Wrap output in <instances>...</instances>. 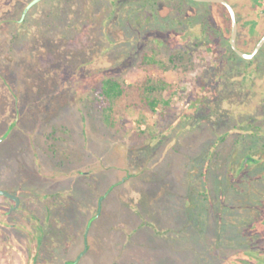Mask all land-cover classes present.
I'll list each match as a JSON object with an SVG mask.
<instances>
[{"label":"rangeland","instance_id":"1","mask_svg":"<svg viewBox=\"0 0 264 264\" xmlns=\"http://www.w3.org/2000/svg\"><path fill=\"white\" fill-rule=\"evenodd\" d=\"M33 1L0 0V137L19 115L0 189L26 203L0 195V264H264V109L216 80L229 46L206 12L224 8L41 0L24 15ZM108 79L126 91L113 126Z\"/></svg>","mask_w":264,"mask_h":264},{"label":"trees","instance_id":"2","mask_svg":"<svg viewBox=\"0 0 264 264\" xmlns=\"http://www.w3.org/2000/svg\"><path fill=\"white\" fill-rule=\"evenodd\" d=\"M220 5L224 8V10L217 12L213 11L211 12V15L214 18V20L217 21L220 25L219 29L222 32V39L220 40V42L222 44H227L229 46V50L224 54H221L223 56L226 55L228 57H224L225 59L218 61L222 69L220 72H218L216 80L218 79L224 80V82L226 83V87H228V89L231 88L232 85L236 86L237 85L236 82H238L241 85V88L242 87L244 89L246 88V92L249 91L250 94L254 93L257 97L256 101L259 104L257 105L258 111L259 110L261 111V109L262 110L264 109V47L255 58L251 60L246 59V63L244 66L234 64V62H236L235 57L239 55L233 50L231 46L232 26H233L232 17L229 10L224 5L222 4ZM20 13L22 14V11ZM6 24L7 26L9 25L8 23ZM260 40L261 37L256 39L254 41V44L251 45L249 51H247V53L249 54L252 53L255 50ZM216 47L217 46L213 45L212 49L214 50ZM234 66L236 68L240 67L241 72L239 74ZM227 72H231V76L229 78L224 79V76ZM98 82L99 80L93 83L92 85L83 88L82 90L80 89L79 96H83L86 92L90 93L91 91H97L96 85ZM8 89L10 90V88ZM125 92H126L125 88L122 86V84L115 79L105 80L102 86V90L99 92L98 100L102 105V109L104 111L106 121L111 126L114 125L111 112L114 110L115 104L120 99H122ZM158 105H160V102L158 101H153L151 103V107L153 109H155V107ZM260 118L262 117H259V119ZM15 131L16 130H14L11 133V135Z\"/></svg>","mask_w":264,"mask_h":264},{"label":"flooded vegetation","instance_id":"3","mask_svg":"<svg viewBox=\"0 0 264 264\" xmlns=\"http://www.w3.org/2000/svg\"><path fill=\"white\" fill-rule=\"evenodd\" d=\"M225 1H227L235 9V12H236L238 25H239L237 46L240 50L247 53V51H249L251 45L254 44V43L253 44L250 43L251 39L253 38L252 35L256 36L255 40L260 38V37L262 39L264 36V34H263L264 33V0H237L238 3L235 5L232 4L233 0H225ZM218 4H220V3H218ZM241 11H244V13L246 14V19L242 15ZM210 12H212V11L208 10L206 12V14H209ZM258 32H259V34H258ZM255 33H257V35ZM239 41H246L247 45L245 44V46L243 48H241L238 44ZM248 43H250V44L248 45ZM247 160L252 161L253 158L251 156H247ZM29 203H31V202H29ZM21 207L26 208V203H24L23 197H22V199L20 198V205L15 210H19ZM42 209H44L46 212V206L43 207ZM33 216H34V212L32 211L30 219H32ZM36 236H37V238H35L33 236L36 239V243H37V240L40 241V243H42V241H43L42 236L41 235H36Z\"/></svg>","mask_w":264,"mask_h":264},{"label":"water","instance_id":"4","mask_svg":"<svg viewBox=\"0 0 264 264\" xmlns=\"http://www.w3.org/2000/svg\"><path fill=\"white\" fill-rule=\"evenodd\" d=\"M41 0H34L33 2H31L28 7L26 8L24 15L30 10V8H32L35 4H37L38 2H40ZM196 1H200V2H213V3H220L223 4L224 6H226V8L229 10L231 17H232V37H231V46L233 48V50L242 58L251 60L253 58H255L258 53L261 51V49L264 47V36L263 38L259 41V43L257 44L255 50L252 53H245L242 50H240L237 46V39H238V32H239V25H238V20H237V16H236V12L235 9L225 0H196ZM19 121V115L18 118L15 120V122L11 125V127L8 129V131L2 136L0 137V144H2L11 134V132L13 131V129L16 127L17 123ZM0 195H4L7 196L11 199H13L16 202V208L19 207L20 205V198L10 192H7L5 190L0 189ZM68 264H72V263H68Z\"/></svg>","mask_w":264,"mask_h":264}]
</instances>
